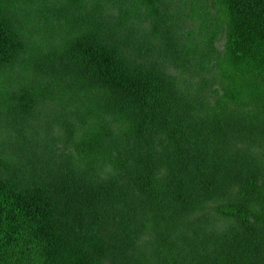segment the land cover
<instances>
[{
    "label": "rangeland",
    "instance_id": "rangeland-1",
    "mask_svg": "<svg viewBox=\"0 0 264 264\" xmlns=\"http://www.w3.org/2000/svg\"><path fill=\"white\" fill-rule=\"evenodd\" d=\"M2 10L19 47L0 64L3 184L22 196L45 187L54 220L97 244L103 264H264V226L252 240L219 212L264 180V108L224 96L241 77L225 61L218 0H2ZM86 36L131 76L158 79L181 133L145 132L124 114V95L79 66ZM137 160L150 161L144 178L161 197L132 180Z\"/></svg>",
    "mask_w": 264,
    "mask_h": 264
},
{
    "label": "trees",
    "instance_id": "trees-1",
    "mask_svg": "<svg viewBox=\"0 0 264 264\" xmlns=\"http://www.w3.org/2000/svg\"><path fill=\"white\" fill-rule=\"evenodd\" d=\"M218 1L227 12L225 61L230 72L241 77L233 78L234 86L226 88L224 96L238 107L264 108V0ZM17 51L0 0V64ZM75 55L95 84L124 95V114L140 129L181 133L177 124H167L171 96L153 74L131 76L116 52L105 48L95 36L79 39ZM175 139L185 138L181 135ZM150 167V161L137 160L131 178L148 196L159 198L156 177L147 172L144 178ZM219 212L236 219L247 238L253 240L254 226H264V180L259 185L253 179L246 181L238 200L222 205ZM91 246L98 248L94 242L73 236L54 220L45 187L22 196L0 181V264H103Z\"/></svg>",
    "mask_w": 264,
    "mask_h": 264
}]
</instances>
